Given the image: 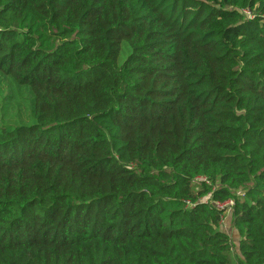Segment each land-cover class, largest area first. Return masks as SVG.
<instances>
[{"label": "trees", "instance_id": "obj_1", "mask_svg": "<svg viewBox=\"0 0 264 264\" xmlns=\"http://www.w3.org/2000/svg\"><path fill=\"white\" fill-rule=\"evenodd\" d=\"M0 73V264H264V0H0Z\"/></svg>", "mask_w": 264, "mask_h": 264}, {"label": "rangeland", "instance_id": "obj_2", "mask_svg": "<svg viewBox=\"0 0 264 264\" xmlns=\"http://www.w3.org/2000/svg\"><path fill=\"white\" fill-rule=\"evenodd\" d=\"M9 93L13 97H8ZM31 94L25 87L14 86L10 87V79L0 73V128L4 126H17L21 124H30L31 119L28 117L27 105L31 101ZM230 214H225L221 224V228L225 229L232 237L233 225ZM236 235L237 230L234 228ZM233 234L234 250L238 253V237ZM238 241V242H237Z\"/></svg>", "mask_w": 264, "mask_h": 264}, {"label": "built area", "instance_id": "obj_3", "mask_svg": "<svg viewBox=\"0 0 264 264\" xmlns=\"http://www.w3.org/2000/svg\"><path fill=\"white\" fill-rule=\"evenodd\" d=\"M215 205H216V207H218V208H228V210L229 209H231V207H232V205H233V200L232 199H230V200H227V201H225V202H216L215 203ZM227 210V211H228ZM223 221V220H222Z\"/></svg>", "mask_w": 264, "mask_h": 264}, {"label": "crops", "instance_id": "obj_4", "mask_svg": "<svg viewBox=\"0 0 264 264\" xmlns=\"http://www.w3.org/2000/svg\"><path fill=\"white\" fill-rule=\"evenodd\" d=\"M231 209H229L227 212H226V214H230L229 216H231ZM224 231H226L225 229H223ZM227 232V231H226ZM231 234H232V237H233V234H235L236 235V233L234 232V228H233V231L231 232ZM236 237H238V234L236 235ZM239 239V238H238Z\"/></svg>", "mask_w": 264, "mask_h": 264}]
</instances>
